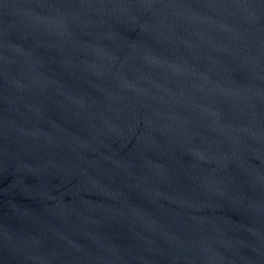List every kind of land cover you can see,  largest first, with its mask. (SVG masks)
Listing matches in <instances>:
<instances>
[{
  "label": "water",
  "instance_id": "obj_1",
  "mask_svg": "<svg viewBox=\"0 0 264 264\" xmlns=\"http://www.w3.org/2000/svg\"><path fill=\"white\" fill-rule=\"evenodd\" d=\"M0 264H264V0H0Z\"/></svg>",
  "mask_w": 264,
  "mask_h": 264
}]
</instances>
